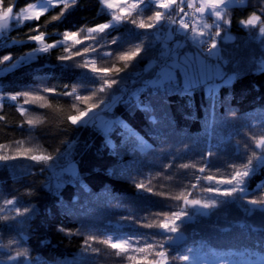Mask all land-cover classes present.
<instances>
[{
    "label": "trees",
    "instance_id": "trees-1",
    "mask_svg": "<svg viewBox=\"0 0 264 264\" xmlns=\"http://www.w3.org/2000/svg\"><path fill=\"white\" fill-rule=\"evenodd\" d=\"M36 0H15L17 8L26 6ZM264 7V0H246L245 4L233 5L229 8L231 25L229 32L233 41L223 45L225 58L229 63L224 66L228 75H237L229 84H222L217 89L215 108V130L208 127L213 111L208 95L202 89L191 95L181 94H150L144 87L143 81L152 78L154 69H147V64L154 60L157 53L148 51L143 59L137 58L133 65L120 74L123 84L135 80L127 92H116L122 97L116 102L110 112H103L111 120H122L147 141L152 148L147 155L132 153L126 149L131 147L122 135L123 129L115 126L109 139L116 147V153L111 145L106 144L105 136L92 125L70 126L61 123L63 117L71 110L74 97L58 94H44L47 102L55 109L30 107V114L41 116L46 123L35 129H29L25 124L20 127L24 119L17 110L16 102L5 99L0 115V143L9 144L13 141H24L25 147L39 144L47 152H54L59 148L62 153L67 151V158L76 162L79 179L88 191H84L79 183H65L56 195L46 186L50 182L51 171L41 172L40 165L21 159L0 163V198L20 197L24 206L34 209L31 218L20 227L23 228L21 246L29 250L30 258L39 264H69L87 258L88 264H126L123 257H117L115 250L103 245L94 244L101 249L99 254H82V243L85 236L96 235L105 238L112 235L127 233L156 235L160 229H148L133 220L123 217H135L142 224L159 222L155 213H171L177 211V201L145 193L135 187V184L148 179L152 180L154 192H166L171 196L179 194L185 187L195 183L196 175L224 174L230 172L228 165L240 163L238 156L250 155L246 153L245 144H250L248 134L264 135V72L258 71L253 61H259L264 53V45L260 40H253L256 30L250 31L241 26L239 21L247 19L256 11ZM155 8H145L144 16L152 14ZM58 9L50 10L39 21L26 22L23 25H13L0 39V57L11 55L13 61L20 60L27 53L37 47L36 42L28 41L30 28L37 24L44 25L46 19L56 14ZM135 18V17H134ZM110 15L102 9L99 0H79L75 9L70 10L61 21L41 27L46 34L47 43L61 39L64 31H75L80 27H93L107 22ZM137 29L131 24H121L114 30L97 36L99 44L110 41L119 36L117 45H107L99 51H111L109 58H97L98 67H109L112 64L123 66V62L116 59L118 53L131 50L141 39L145 42L153 40L151 30ZM81 38H83L81 36ZM82 47V46H78ZM61 48H53L49 52H40L28 63L18 64L7 73L0 72V93L15 94L19 92H36L38 89L54 88L56 93L71 91L73 85L90 86L80 79L84 69L68 67L71 61L62 63L58 56L62 55ZM6 62L0 67H8ZM67 86V87H65ZM85 87L79 88L80 95H88ZM115 90V89H114ZM136 93V95H133ZM20 102H23L21 98ZM152 108L151 114H146L137 103ZM229 109L235 110L233 118ZM150 115L155 116L156 123H152ZM67 141V143H63ZM208 151L214 155L207 160L208 169L200 174L198 169L203 167ZM259 152V149H256ZM175 157V159H173ZM66 164V160H60ZM169 163L171 168L165 167ZM181 164H195L196 168L182 169ZM217 169L220 173H217ZM163 173V175H157ZM166 177H172L171 180ZM68 177L66 176V180ZM258 185L264 186V168L257 167L256 171L247 178L246 189L248 199L257 198L262 193ZM202 181L197 189L189 191V198H213L212 193L201 192L200 187H207ZM32 195L24 196L27 190ZM236 198L215 197L220 201L218 207L207 209V213L193 215L190 221L181 225L180 232L186 235L184 242L178 249L170 251L176 255L188 254L186 248H194L201 255L211 261L216 255L229 259L242 257L231 255L233 252L245 249L264 248V213L256 211L248 216L244 209L255 207ZM225 203V200L232 201ZM193 211V210H189ZM180 223L179 221L177 222ZM60 228L70 229L72 234L60 231ZM79 229V234L76 230ZM255 229V230H254ZM17 233L0 227V243H7ZM157 239L162 237L157 236ZM151 242V241H149ZM202 246V247H201ZM4 250L0 249V253ZM94 257V260L92 259ZM174 264H185L175 261Z\"/></svg>",
    "mask_w": 264,
    "mask_h": 264
},
{
    "label": "snow or ice",
    "instance_id": "snow-or-ice-1",
    "mask_svg": "<svg viewBox=\"0 0 264 264\" xmlns=\"http://www.w3.org/2000/svg\"><path fill=\"white\" fill-rule=\"evenodd\" d=\"M79 0H36L35 3H27L26 6L17 8L15 0H0V34L9 29L13 24L23 25L30 21H39L42 16L50 10L58 9L56 14L46 19L44 25L37 24L35 28H30L28 41L36 42L31 52L20 60L13 61L11 55L0 57V66L6 62L11 64L8 67H0V72L7 73L17 67L18 64L28 63L33 59V53L49 52L53 48H61L63 54L58 56L62 63L71 61L68 67H77L84 69L80 75L81 80H85L90 86L73 85L71 91L56 93L54 88H43L36 92H19L15 94L0 93V109L3 108V102L7 98L16 102L17 110L24 119L20 121L19 126L25 124L28 128L35 129L46 123V119L41 116L30 114V107L35 106L42 109H55L54 106L47 102V96L44 94H58L62 96L74 97L71 110L65 115L61 123L67 122L70 126H88L92 125L101 132L106 139V144L113 147L116 153V147L109 139L115 126L123 129L122 135L126 142H130L131 147L126 150L132 153L147 155L152 148L134 129L122 120H105L100 113L110 112L113 105L122 99L116 96V92H124L125 89L119 87L122 83L120 74L133 65L137 58L143 59L142 54L148 51L157 53L151 67L155 70L152 78L143 81L144 87L149 90L150 94H181L191 95L194 91L202 89L206 92L211 101L213 111L212 119L208 122V127L215 130L216 118V94L220 83L229 84L237 75L233 72L228 75L224 71V66L229 63L225 58L223 45L233 41L234 37L230 34L231 18L229 8L233 5L245 4L246 0H99L102 9L110 15L106 23L97 24L93 27H80L75 31H64L61 33V39L53 43H47L46 34L41 31V27H46L53 22L61 21L66 17L70 10L75 9ZM155 8L151 15L144 16L145 8ZM260 15L253 11L247 19L239 21L242 27L250 31L256 30L252 35L253 40H260L264 45V7L259 9ZM135 17V18H134ZM211 19V23H209ZM121 24H131L137 29L151 30L152 41L145 42L141 39L131 50L118 53L116 59L123 62V66L112 64L109 67H98L97 58H109L113 55L111 51H99L107 45H117L120 40L119 36L113 37L110 41L106 40L104 44H99L97 36L105 34L108 30H114ZM81 36L83 38H81ZM82 46V47H78ZM258 71L264 72V53L259 61H253ZM147 68V66H146ZM219 82V83H218ZM67 87V86H65ZM85 87L88 95H80L79 88ZM115 89V90H114ZM136 95V93H133ZM23 98V102L20 100ZM136 107H142L146 114L152 113V108L148 105H141L139 102ZM233 118L236 117L235 110L229 109ZM6 117L0 115V120ZM152 123H156L155 116L150 115ZM250 144L253 146L249 149V144L243 147L247 153L238 156L240 163H231L228 165L230 172L224 174H206L196 175L195 183L185 187V190L175 196L163 191L154 192L151 187L152 180L148 179L147 184L144 181L137 182L135 187L142 192L152 193L162 197H168L177 201V211L169 213H155L159 222H150L142 224L135 217H123L124 220H133L142 227L148 229H160L156 235L132 234L127 233L108 235L105 238H98L96 235L85 236L82 243V254H99L101 249L94 247V244H103L113 250L117 257H123L126 264H174L179 260L185 264H264V248L237 250L231 255L242 257L241 259H229L227 257L216 255L215 251L209 250L215 259L209 261L206 255H201L200 251L194 248H186L188 254L181 255L176 251V255H170V251L178 249V242L183 238L180 234L181 225L190 221L193 215L200 213L201 209H212L218 207L220 201L215 197L236 198L245 200L248 205L255 207H246L244 209L248 216L253 215L257 210L264 213V195L248 199L246 182L257 169L264 168V135L248 134ZM63 143H67L64 141ZM259 149V152L256 151ZM214 153L208 151L203 167L198 169L200 174H204L208 169L207 160ZM27 159L35 164L40 165V171L48 169L52 172L55 183L51 181L46 185L50 191L59 195L60 188L65 183H79L82 190L88 191L79 179V174L75 165L71 162L60 164V160L67 159V151L62 153L59 148L54 152H47L39 144L31 147H25L24 141L17 140L9 144L0 143V163L5 165L9 162ZM175 159V157H173ZM165 167L171 168L169 163ZM182 169L189 167L196 168L195 164H181L178 166ZM217 173L220 170L217 169ZM163 175V173H158ZM68 179L65 180L64 177ZM171 180L172 177H166ZM202 181H206L207 187H200L201 192L212 193L213 198H192V192L188 190L197 189ZM264 193V186H257ZM24 196L32 195L31 190H27ZM225 203L234 202L225 200ZM193 211H189V210ZM34 209L30 206H24L20 197L12 196L11 198H0V227L15 231L16 237L8 239L7 243H0V264H39L30 258L29 250L22 247L24 225L33 214ZM180 222L179 224L177 222ZM60 231L71 235L70 229L60 228ZM255 230V229H254ZM79 229L76 230L79 234ZM157 236L162 239H157ZM151 241V242H149ZM202 247V246H201ZM94 260V257L92 258ZM69 264H88V259L81 261H72Z\"/></svg>",
    "mask_w": 264,
    "mask_h": 264
},
{
    "label": "rangeland",
    "instance_id": "rangeland-1",
    "mask_svg": "<svg viewBox=\"0 0 264 264\" xmlns=\"http://www.w3.org/2000/svg\"><path fill=\"white\" fill-rule=\"evenodd\" d=\"M208 22L211 23V19H209ZM104 23H106V22H104ZM13 25H15V24H13ZM13 25H11V26L9 27L8 30H6L5 32H3L2 34H0V39H1V37H2L5 33H7V32L12 28ZM38 53H40V52L33 53V57H35ZM218 83H219V82H218ZM222 84H223V83H220V86H221ZM220 86H219V87H220ZM100 115H101V117H102L103 119H105V120H111V118H110L108 115H106V114H104V113H102V112L100 113ZM68 162L73 163V164L75 165L76 169H77V172H78V168H77V164H76V162L73 161V160L70 159V158H67V163H68ZM67 163H66V164H67ZM64 179L66 180V176L64 177ZM50 181H51L53 184L55 183V181H54V179H53L52 172H51V175H50ZM200 211H201V212H206L207 209H201Z\"/></svg>",
    "mask_w": 264,
    "mask_h": 264
},
{
    "label": "built area",
    "instance_id": "built-area-1",
    "mask_svg": "<svg viewBox=\"0 0 264 264\" xmlns=\"http://www.w3.org/2000/svg\"><path fill=\"white\" fill-rule=\"evenodd\" d=\"M151 61H153V60H151ZM150 62L147 64V69H153L151 67ZM134 82H135V80H131L128 84L121 85L120 88L125 89V91H124V93H125V92H127L131 88V86L134 84Z\"/></svg>",
    "mask_w": 264,
    "mask_h": 264
},
{
    "label": "water",
    "instance_id": "water-1",
    "mask_svg": "<svg viewBox=\"0 0 264 264\" xmlns=\"http://www.w3.org/2000/svg\"><path fill=\"white\" fill-rule=\"evenodd\" d=\"M180 234L182 235V239L178 242V244H181L182 242H184L185 238H186V235L184 233H181Z\"/></svg>",
    "mask_w": 264,
    "mask_h": 264
}]
</instances>
